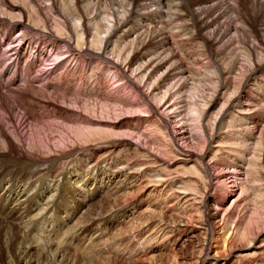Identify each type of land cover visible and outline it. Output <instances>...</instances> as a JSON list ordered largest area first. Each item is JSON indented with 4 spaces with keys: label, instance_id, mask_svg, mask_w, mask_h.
<instances>
[{
    "label": "bare ground",
    "instance_id": "1",
    "mask_svg": "<svg viewBox=\"0 0 264 264\" xmlns=\"http://www.w3.org/2000/svg\"><path fill=\"white\" fill-rule=\"evenodd\" d=\"M44 1L69 38L50 29L49 15L36 0H0V19L13 26L9 31L0 26V45L13 39V30H40L47 33L51 48L66 47L71 54L76 50L80 59L97 57L111 63L121 59L125 64L118 66L120 77L133 84L142 101L120 97L116 91L107 94L98 85L93 88L90 79L96 76L88 70L80 75L85 79L81 98L71 77H64L62 83L60 77L56 80L64 64L52 67L51 82L37 84L48 73L39 69L38 53L29 59L23 52H11L15 61L8 64L10 71L0 70V223L6 227V244L15 243L23 253L36 250L46 255V260L28 258L25 264H98L97 258L106 264H264V231L248 238L243 230L246 215H239V209L247 211L254 194L264 190L256 171L264 146V58L244 48V63L251 69L238 82L235 64L224 66L209 51L238 34L251 38L252 47L264 55V29L257 30L248 21L246 1L227 0L225 7L224 0H148L142 5V0H110L108 7L118 10L109 14L115 28L106 38L102 37L103 21L98 18L93 27L88 23L92 8L100 11L103 0L70 4L60 0V6L54 5L56 0ZM247 2L254 7V0ZM34 13L44 28L30 20ZM174 16L182 19L179 39L199 44L187 54L206 56L208 62H200L201 68L188 66L187 60L179 63L185 50L177 56L168 45L169 38L159 39L161 32L152 31L156 29H151L152 18L159 24L162 18ZM226 17V29L219 32ZM146 37L149 42H144ZM27 39L22 42L26 46ZM87 42L102 46L94 50ZM230 43L232 52H242L234 48L239 43L235 38ZM23 44L15 50H27ZM17 74L27 85L5 92L11 84L21 83L20 79L13 82ZM201 77L215 89L199 114L202 132L196 133L186 91L196 88ZM87 97L121 110L143 108L147 115L135 113L112 122L60 105L84 103ZM158 98L161 101L155 102ZM22 120L30 125L80 124L125 137L44 156L21 146ZM152 127L168 136V141L164 135L150 140ZM139 138L147 145H171L173 157L156 155ZM203 138V150L189 148V142L200 143ZM10 192L15 195L14 204H9ZM53 216L56 224L48 227Z\"/></svg>",
    "mask_w": 264,
    "mask_h": 264
},
{
    "label": "rangeland",
    "instance_id": "2",
    "mask_svg": "<svg viewBox=\"0 0 264 264\" xmlns=\"http://www.w3.org/2000/svg\"><path fill=\"white\" fill-rule=\"evenodd\" d=\"M74 1L75 0H67V2L69 4H70V2H74ZM245 1H246L245 8L248 9L247 10L248 21L257 30L264 29V2H259L260 0H258V1L254 0L255 5L253 7V5L249 4L247 2V0H245ZM36 2L45 7V8L43 7V11L46 15H49L50 27H51L50 29L59 32L58 34L62 35L65 38H69V35L66 33V30L64 28H62L61 26H59L56 23V21L51 17V14H50L51 11L46 8V5H48L49 2H47V1L45 2L44 0H36ZM109 2L111 3L110 0L101 1V3H104V5H101L100 11H99V7H97L98 9L92 8L93 14L92 13L90 14V17H89L90 22L88 21V23L92 27L95 24V22H97L98 18L101 22L103 21L102 23H103V26L105 27L104 28L105 33L102 34V37H105V38L108 37L113 32V30L115 28L114 27L115 23L112 22L114 20L111 17H109V14L113 13L117 9V7L115 6V9L113 7L112 8L108 7V5H110ZM139 3H140V5H142L144 3H149V2H148V0H142L141 2L139 1ZM224 4H225V7L228 5L227 0L223 1V5ZM54 5L60 6V0H56ZM225 7L223 9H225ZM93 11H95V12H93ZM213 13H215V12H213ZM0 15L2 16L3 14L0 13ZM25 16L27 18V15H25ZM32 16H34V17L33 18L31 17L30 20L33 21V24L36 25L38 28L42 29V27H43L42 21L39 20L37 17H35V13H34V15L32 14ZM119 17H122V15H120ZM100 18L103 20H101ZM180 19L181 18L179 16H174L173 18H170L169 20L162 18V21L164 20L163 23L157 24V23H153V22H155L156 19L152 18V20H154V21H152V23L151 22H147V23H149V24L151 23V25H152L151 29L156 28L155 30H152L153 32L154 31L161 32V36L159 39H161V38L162 39L163 38L168 39L169 38V40L171 42H169L168 45L170 48H174V49H172V52L175 50L174 52L176 53L177 56L180 55V50H182V51L185 50V51H183L184 55L183 56L180 55L181 60L180 61L178 60L179 63H181L182 60H185V61L187 60L184 63L187 64L188 66H194L195 68L196 67L201 68L202 66L200 65V62L205 64V62L206 61L208 62V60L206 59L205 55L195 56V57L191 58L187 54V52H189V51H193V50L195 51L198 48L199 44L197 42H192V41L186 42L185 38L182 39L185 42H182V40L179 39V38L183 37V36H180L181 33H180V31H178V27H180V25H182V19H181V22H180ZM0 20H6V19H0ZM165 20H166V23H165ZM40 21H41V23H40ZM228 21L229 20L227 17L224 20L222 19L221 24L218 26V31L220 30L219 32H222L223 30L226 29V26H227L226 22L228 23ZM1 23H0V26L1 27L4 26V28H6L8 31H9V26L11 28L13 27L11 22L8 20L1 22ZM54 23H55V25H54ZM56 25H58V27ZM0 30L2 31L3 29H0ZM147 33H150V32H147ZM164 33H166V34H164ZM45 34H47V33H44L40 30L39 31H28V29H26V30H17V32L15 30H13V33L10 35L13 37V39H9V40L5 41L4 43H2V45H0V53H2L0 55L1 56L0 57V65H1L0 70H3L4 72H6L5 69L9 68V71H10V66L15 61L14 60L12 62V59L10 56L12 51H13V54L17 53L18 55H19V52H23L24 58L27 57L29 59L34 58L33 56H37V53H38L39 57H41V60H40L41 64L40 63L38 64L39 69L47 70L48 73L41 75L42 76V77H40L41 80L39 79L40 81L37 84L43 85L45 83L51 82L53 79V75L50 74L49 72H51L53 70V68H57V66H59L60 64H64L63 67H62V65H60L61 68H63V69L61 70V72L59 71L60 73L58 72L59 73L58 75H56V80H58L59 79L58 77H60V79L62 81H58V82L62 83L66 78L70 80V77H71L73 79L72 80L73 81L72 86L73 85L76 86V91L78 90V95L81 98L85 97L84 93H83L85 91L82 88V87H84L83 84L85 82V79H84V75H83V77H80V75L82 73V70H83V72H85V70L86 71L88 70L89 75L96 76L95 77L96 79L94 77L92 79H90V85H92L93 88H95V86L98 85L97 87H100V90H102L103 92H105L107 94L110 93L112 95L113 91L114 92L116 91V92H120V93H118V95H120V97L122 96L123 98H128V99H132V100L133 99L134 100H141L142 99V98H140V93L135 91L133 84L130 82L128 83L129 85L126 84V81L122 77H120L121 72H120V68L118 66L119 65L123 66L122 64H125V63H123V61L121 59L120 60H118L117 58H115V60L113 59L114 61L117 60L115 63L118 62L117 63L118 65L115 63H111L110 61H104L103 59L98 60L97 57H95V58L89 57L86 60H83V59H80V57H79L80 53L76 50H74L73 54H71L70 52H68V49L66 47H59L57 49L51 48L50 39ZM207 36L210 37L209 35H207ZM261 37L264 40V32H263V35ZM25 38H29V39H27L28 40V46H26V43H24V44L22 43V42H24L23 39H25ZM149 38H147V37L144 38V42L145 41L149 42L147 40ZM229 38H226L227 40L224 43L220 44L219 46L212 47L209 51H211L210 53L212 56H214V59L217 58V60H219L220 62H223L222 64L224 66L230 67V66H234V64H235L236 72H237L236 77H237L238 82H240L248 74V72L251 69V65L244 63L245 62L244 58L246 57L245 52H243L244 48L248 47L249 49L251 48L252 51L254 50L253 53H255V56L258 57V59L264 58V55L259 52L260 50L256 51L252 47L253 41L251 38L244 39L241 35H238V34H234L230 38V39L235 38L239 42L238 44L236 43L234 45V46H236L234 48H241L242 49V52H238L237 50H235V52L238 53V54H235L234 52H232V50H234V49L230 47L231 43H230ZM120 40L124 41L125 39L121 38ZM183 43H184L185 47H184ZM22 44H23V46L27 47V50L23 51L24 50L23 47L20 48L21 50H19V51L15 50L17 46H20ZM180 44L183 46H181ZM100 45H101L100 42H98V43L96 42L95 44L92 45L93 47L90 46V43H88L86 46H89V48H94V50H96L97 48L98 49L101 48L102 45L101 46ZM86 46H85V49H86ZM79 48L81 49L82 47H79ZM82 50H84V49H82ZM54 51H56V52H54ZM42 53L45 55H42ZM46 53H48L50 55H47ZM8 55H9V57H8ZM68 56H69V59H68ZM131 56H132V54L129 55V58ZM110 57H113V56L110 55ZM64 60H67V61L64 62ZM19 61L23 62L21 60H19ZM236 61H238V62H236ZM8 64H10V66ZM93 64L97 68H95V66ZM6 65H8V66L3 68V66H6ZM35 65H37V64H35ZM64 66H65V68H64ZM92 68L95 70H93ZM92 70H93V72H92ZM132 71L133 70H131L129 72L132 73ZM65 73H67L68 75ZM11 74H13V72ZM64 77H66V78H64ZM205 77H206V75H205ZM205 77L204 78L201 77L202 81L198 84V86H196V88H194L193 90L189 89L188 91H186L187 92L186 95L188 96V99L191 102V105H189V107H187V108L190 111L189 113L194 116V120L191 123L194 125L193 129L196 133L202 132L201 129L199 128V123H200V119H201L199 114L202 111V109L205 108L206 102L212 98L213 93H214V89H215L214 86H212L211 84L208 83V81H206ZM21 78L22 77L21 76L19 77L17 74L16 79L13 82H19L20 80L25 82L23 80L24 78H22V79ZM32 80L33 79L31 78V81ZM32 82H34V80ZM32 82L30 84L34 85ZM20 85H21V83L18 85V87L16 85L15 89L19 90ZM103 87H104V89H103ZM88 98L89 97H87V99H85V100H88ZM94 100H97V102ZM160 101H161V98H158L157 100H155V102H160ZM83 102L84 103H78V104H75V102L70 103V104L60 103V105L67 107V108L77 110V111L84 113L85 115H88V116L95 118V119H104V120H109L112 122L122 121L128 115H132L135 113H142L144 115H147V112L143 111L144 110L143 108L139 109L137 111L121 110L119 108V106H117V107L112 106V105L109 106V105H107V102H104V101L98 102L97 97H93L92 100L83 101ZM108 102L110 103V101H108ZM113 108H115V109H113ZM18 117L20 118V116H18ZM261 119L264 120L263 118H261ZM22 121H24V122H21L19 124L20 134L22 136V141H21L22 145L21 146H23L24 149H26L30 152H33V153L39 154V155H44V156H52L54 154L59 155L61 153L67 152L66 150H68V149H69L68 151H70V150L79 149L81 147H85V146L92 145V144H105V143L117 142V141H119L125 137L124 135L115 134V133L110 132V131H107V132L106 131H99V132H97L95 129L88 128L87 126L80 125V124H74V125L70 126V125H64V124L58 123V122L46 121L45 123H42V124L30 125V124H28V121H26V120H22ZM153 129L154 130L150 131V133L152 135H149V137H148V138H150V140L155 138V136L157 137V136H161V135L163 136L164 135L165 139L167 138V141H168V136L166 137V135L163 132H160L159 129H157V127L153 128ZM157 130L159 132H157ZM155 133H156V135H155ZM159 133H161V134H159ZM139 140L147 148H149L151 151H153V153H155L156 155H158L160 157L163 156V158H166V159L173 157L172 156L173 154L169 150L171 145L167 146V148H168L167 149L166 146L159 145L157 142H155V144H154V142H152L150 144L148 143V145H147L146 140H143L142 138L141 139L139 138ZM194 142L191 141L188 143L189 148L196 149V150H203L204 147L206 146V140L204 141V138L200 142L201 144L197 143V142L194 143ZM186 145H187V143H186ZM262 153H264V146H263V151H260V154H261V156L259 158L260 162H259L258 167L256 168L257 175H259L258 176V178H259L258 184L260 185V187L262 186V188H264V155H262ZM10 183H11V180L9 181V184ZM9 190H10V186H9ZM45 190H46V188H45ZM254 195H253L254 197H252L250 200L249 207H248L247 211L239 209V215L240 216L246 215L245 216L246 217L245 223L243 225V230H244L245 235L248 238L254 236L256 233L264 231V190L258 192L257 194H254ZM14 196H15L14 193L10 192L9 204H12V203L14 204V201H15ZM50 220L53 222H51ZM48 222H50L48 227L52 226V223L56 224L55 216L49 218ZM5 230H6V227L0 223V264H25L24 261L26 259L36 258V257H42L43 259L46 260V255L40 253L39 251H36V250L33 251L32 250L31 254L30 253H23V249L19 248L18 245H16L15 243L14 244L10 243L9 245H7L6 244L7 241H6V236H5ZM186 251H187V253L191 252V250L189 248ZM22 254L24 255L23 258H21L19 256ZM98 257H100V256H98ZM97 259L98 260L96 263L106 264L105 259H102V258H97ZM8 261H9V263H8ZM101 261L102 262L104 261V262L102 263ZM120 262H121V264L126 263L123 261H120ZM120 262H119V264H120ZM43 263L55 264L54 262L53 263L52 262L51 263L43 262Z\"/></svg>",
    "mask_w": 264,
    "mask_h": 264
}]
</instances>
